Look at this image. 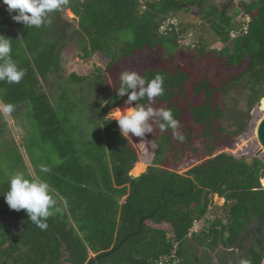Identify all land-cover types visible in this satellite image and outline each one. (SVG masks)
<instances>
[{"label": "trees", "instance_id": "obj_1", "mask_svg": "<svg viewBox=\"0 0 264 264\" xmlns=\"http://www.w3.org/2000/svg\"><path fill=\"white\" fill-rule=\"evenodd\" d=\"M208 1L68 0L50 15V24L27 28L12 19L18 13L10 14L0 0V35L11 39L12 59L26 73L19 84L0 81V101L13 108L26 105V120L60 159L45 175L57 198L46 230L37 228L26 210L10 209L4 197L8 182L0 180V264H209L218 248L238 261L228 257L217 264H264V162L220 154L186 174L165 167L171 152L194 147L186 116L194 128H202V139L214 142L213 122L225 112L221 94L239 85L246 88L247 118L264 98V0H239L242 15L250 19L247 33L235 15ZM193 7L225 46L211 49L201 35L189 53L198 55L202 73L219 72L224 81L217 87L208 79L194 84L193 93L204 96V102L187 100L183 112L173 101L174 89L185 92L192 79L150 66L157 55L164 61L179 57V39L186 30L173 16ZM66 10L75 16L76 28L63 18ZM68 43L78 45L82 60L96 53L109 58L106 70L96 67L88 76L67 77L62 52ZM208 57L211 62L203 61ZM122 60L144 63L146 79L163 75L165 92L157 100L168 103L186 136L181 142L171 129L155 128L153 166L139 177L130 175L139 164L136 152L118 122L108 117L114 108L131 107L121 105L127 95H118L119 86L111 92L105 80ZM263 108L264 103L262 114ZM246 125L241 123L234 134ZM217 131L224 133L221 127ZM214 149L209 144L205 153ZM214 196L228 204L224 214L214 208ZM199 222H205L203 229L191 233Z\"/></svg>", "mask_w": 264, "mask_h": 264}, {"label": "rangeland", "instance_id": "obj_2", "mask_svg": "<svg viewBox=\"0 0 264 264\" xmlns=\"http://www.w3.org/2000/svg\"><path fill=\"white\" fill-rule=\"evenodd\" d=\"M151 1V0H150ZM239 0H209L208 3L217 5L222 10H227L229 15H235L234 20L241 26L246 24L247 20L239 9ZM143 3V1H142ZM143 8H146L144 6ZM172 15V14H171ZM174 19L176 22L182 23L183 29L186 31L182 33L179 44H180V54L177 59L172 61H164L160 59L159 55H155V61L151 64L152 69L159 68L161 70H167L171 73L182 72L188 79L186 82V91H181L174 89L175 96L173 101L177 103L180 110L183 112L187 109L188 101L192 104H202L204 102V96L196 95L193 93V85L198 84L202 79H208L213 84V87L220 86L224 80H221V74L219 72L210 75L208 71L201 72L202 63L198 59V55L189 53L190 49H195L199 44V38L203 35L204 41L209 43V48L221 50L225 45H222L216 40L215 35L211 32L209 26L200 20V12L197 7L187 8L181 10L179 13L175 14ZM63 18L70 22L73 28L77 27V21L73 13L69 10L64 12ZM205 29H202V26ZM78 45L76 43H68L62 52L63 65L65 68L66 76L71 74H77L78 76H88L95 71L96 67H100L106 70L110 60L106 56L100 53L92 55L90 58L82 60L78 56ZM144 57L143 55L138 58ZM211 57L203 59L205 62H211ZM161 60V61H160ZM144 63L142 62H130L122 60L118 62L116 66L108 70L105 74V80L107 81V87L114 92L119 86V75L125 69H131L137 71L141 75ZM86 85V84H85ZM85 89L83 92L87 91ZM180 93V94H179ZM84 94V93H83ZM248 95L249 92L242 85L237 87H231L228 93L221 94L219 96V103L225 110L224 116L219 121H214L212 125L213 136L216 140L213 142L212 139L206 140L202 139L203 130L200 127H195L190 122L189 116L185 117L186 126H191L193 128V144L189 149H185L183 152L175 150L176 153H170L168 159L165 158L168 166H165L169 170H173L178 174H186L193 167L204 163L205 161L212 159L220 154H228L233 156L235 159L239 160L246 157L249 163L254 159H259L264 162V155L256 157L255 153L259 147L257 142V128L264 117V113L260 112L263 107L264 98L256 104L250 112L249 118H247L248 110ZM188 100V101H187ZM123 101L121 105L125 103ZM148 101L144 104H147ZM120 105V106H121ZM0 106H3L0 101ZM131 106H135L134 102ZM155 108H167L168 103L165 105L155 99L152 104ZM259 106V110H257ZM12 113L7 116L0 114V180L3 182H9L11 175L16 172H24L28 176H38L45 179L46 172H41V166L49 167L50 165H56L60 162L59 157L54 153L49 144L41 141L36 126L28 123L25 116V111L27 109L26 105H21L13 108ZM116 108L108 112V117ZM264 112V108H263ZM111 118V117H110ZM115 120V119H113ZM190 122V123H189ZM247 123L246 127L241 133L234 134L239 129L241 123ZM224 129V133H221L218 128ZM158 133V129L153 133H148L145 137H135L131 133L129 134L130 146L133 148L138 156V165H134V175L133 177H138L141 173L145 172L148 166H153V160L157 153V145L154 142V136ZM207 141V142H206ZM212 143H209V142ZM179 144V143H178ZM213 145L215 147L213 153H205V148L207 145ZM180 145V144H179ZM181 154H179V153ZM261 185L264 187V179L261 181ZM55 198V197H54ZM57 200V198H56ZM214 208L216 210L220 209V212L224 214L228 204L225 200L214 196L213 198ZM222 210V211H221ZM149 226H153L148 222ZM205 225V222H199L196 224L192 232H200ZM162 228L171 229L169 224L161 225ZM221 250V249H220ZM217 250L215 253L211 254L210 258L215 259L220 262V257L226 259L229 257L228 252L225 255L222 250ZM201 251H203L201 249ZM238 257V256H237ZM230 256L228 260L238 261L237 258Z\"/></svg>", "mask_w": 264, "mask_h": 264}, {"label": "clouds", "instance_id": "obj_3", "mask_svg": "<svg viewBox=\"0 0 264 264\" xmlns=\"http://www.w3.org/2000/svg\"><path fill=\"white\" fill-rule=\"evenodd\" d=\"M3 3L7 5L10 14L18 13L12 16L15 22L23 23L27 28H41L51 23L50 15L62 10L68 4V0H3ZM246 20L242 28L244 33L248 32L247 25L250 19L246 18ZM11 53V39L0 35V81L19 84L26 73L24 69L18 67ZM117 91L120 97L127 95L125 101L127 105L137 102L135 106L126 107L123 110L117 107L109 115L111 120L115 119L118 122L123 137L130 139L131 133L135 137L143 138L146 134L153 133L155 128H159L161 131L171 129L173 137L178 141L186 140V136L180 131L181 121L175 117L173 111L152 106L155 99L165 92L162 74L157 73L149 80L135 70L125 69L120 72ZM145 98L148 101L147 104L139 103ZM13 110L11 104L0 106V114L5 116ZM40 170L48 171L44 166H41ZM4 197L10 209L26 210L30 221L37 228L42 231L48 228L47 220L53 210H56V200L50 184L45 179L28 176L24 172H16L9 179L8 190ZM241 264H248V262L242 260Z\"/></svg>", "mask_w": 264, "mask_h": 264}, {"label": "water", "instance_id": "obj_4", "mask_svg": "<svg viewBox=\"0 0 264 264\" xmlns=\"http://www.w3.org/2000/svg\"><path fill=\"white\" fill-rule=\"evenodd\" d=\"M259 109L260 108L258 106L257 110H259ZM256 143L258 144L259 147L256 150L255 156L256 157L263 156L264 155V117L260 121L258 128H257V142ZM242 159L245 160L246 162H248L246 157H243ZM148 170L149 169L146 168L145 172H143V173H147ZM143 173H141L140 175H142Z\"/></svg>", "mask_w": 264, "mask_h": 264}, {"label": "crops", "instance_id": "obj_5", "mask_svg": "<svg viewBox=\"0 0 264 264\" xmlns=\"http://www.w3.org/2000/svg\"><path fill=\"white\" fill-rule=\"evenodd\" d=\"M221 248H218L217 250H220ZM216 252V251H215ZM214 252V253H215ZM220 252H221V250H220ZM227 259V258H226ZM226 259H223V258H220L219 260L221 261V260H226ZM217 263H219V262H217L215 259H213V258H211V260L209 261V264H217Z\"/></svg>", "mask_w": 264, "mask_h": 264}, {"label": "built area", "instance_id": "obj_6", "mask_svg": "<svg viewBox=\"0 0 264 264\" xmlns=\"http://www.w3.org/2000/svg\"><path fill=\"white\" fill-rule=\"evenodd\" d=\"M236 36H237V33H233V34H232V38H235ZM173 248H174L173 250L176 251V248H177L176 243H173ZM174 251H173V252H174ZM167 259H168V258H166V256H164V260H167Z\"/></svg>", "mask_w": 264, "mask_h": 264}, {"label": "bare ground", "instance_id": "obj_7", "mask_svg": "<svg viewBox=\"0 0 264 264\" xmlns=\"http://www.w3.org/2000/svg\"><path fill=\"white\" fill-rule=\"evenodd\" d=\"M261 111V110H260Z\"/></svg>", "mask_w": 264, "mask_h": 264}]
</instances>
